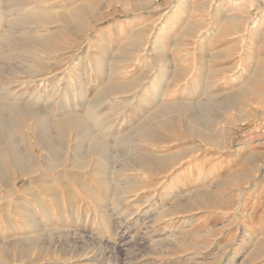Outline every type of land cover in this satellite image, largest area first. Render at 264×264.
<instances>
[{
    "label": "rangeland",
    "instance_id": "1",
    "mask_svg": "<svg viewBox=\"0 0 264 264\" xmlns=\"http://www.w3.org/2000/svg\"><path fill=\"white\" fill-rule=\"evenodd\" d=\"M40 15L24 30L47 42L29 46L44 63L35 66L39 76L16 69L31 62L20 48L0 47L7 59L0 61V115L13 113L23 125L16 135L45 118L54 130V121L84 114L100 98L99 127L138 141L151 161H139L143 173L123 171L106 184L98 170L107 165L40 167L21 179L16 194L25 204L7 211L1 203L0 249L8 256L0 264H264V0H0V40L22 37L12 19ZM64 83L85 94L74 109L64 107L73 100L61 96ZM163 83L170 93L159 101ZM111 84L120 90L102 97ZM183 98L206 104V120L215 112V148L189 138L182 123L140 139L137 128L161 102ZM20 102L28 109L13 106ZM27 184L34 194L23 196ZM31 200L47 205L46 219ZM40 220L33 232L30 221Z\"/></svg>",
    "mask_w": 264,
    "mask_h": 264
},
{
    "label": "bare ground",
    "instance_id": "2",
    "mask_svg": "<svg viewBox=\"0 0 264 264\" xmlns=\"http://www.w3.org/2000/svg\"><path fill=\"white\" fill-rule=\"evenodd\" d=\"M23 1H28L29 3V0H23ZM78 13L79 15L84 16L83 14L85 13V9L83 8L80 9ZM44 17L45 16L40 15V16H34V17L32 16L24 17V18H21V20L17 18L12 19L11 24L15 26L16 28L22 29L21 30L22 37H20L19 39L12 38L11 36L6 37L7 35L6 33V35L4 34L5 37L2 36L3 38L0 40V47L7 46L10 48H17V49L20 48V53H22L24 57L28 58L31 61L29 65H26V66L18 65L16 67V69L20 70L24 75H26V77H35V76L37 77L40 75L41 72L38 71V69L35 67L37 63L44 66V63L38 59L37 55L33 54L30 51L31 48L29 46L34 45V44L39 45V46H46L47 42L43 39H39L36 36L35 32L25 33L24 30L25 31L28 30L26 28H28V26L30 27V23L32 22L31 20H35V22H32V23H34V25H37L38 22H41L44 20ZM49 17L51 18L53 16L51 15ZM81 25L82 23L80 22V19H76L75 25L71 29L78 32ZM49 49L50 48H48V50ZM4 60H7V59H5V57L0 54V61H4ZM46 66L50 67V65H47V64ZM62 75H63V72H61V76ZM43 81H44L43 79H39L37 82L38 83L37 85L38 86L41 85ZM66 83H64L65 88L63 89V91L60 92V94L62 97L64 95H67V97H73L71 104L70 105L65 104L64 107L66 108V110L69 108L74 109L75 107L79 106L81 102L80 98L86 99V97H85V94L83 93V90L74 94L75 87L73 88L72 85L66 84ZM169 85L170 83L169 84L163 83L162 85L163 88L160 91V96L157 98V100L162 101V96L170 93V91L168 90L170 89ZM118 89L119 87L118 88L117 86L113 87V85L111 84L107 86L105 89H103L102 97H106L108 93H110L111 91L116 92ZM182 91L183 90H181V92ZM33 95L34 94H31L29 96V99ZM57 95H58V90L53 89L51 96L55 97ZM99 99H94L96 101H93V102L87 101L88 104L86 105L87 107L83 111L84 114L80 115V114H77L76 112H73V113L68 112L64 118L62 117L61 119L54 121L53 122L55 126V128L53 127L54 130H52L51 128L52 125L50 123V119L45 118L41 120L40 119L36 120L34 122L31 121L32 124H27L26 126H24L27 129L26 131L23 132L22 130H20V134L16 135L15 134L16 129L17 128L22 129L23 125L17 121L13 113L11 114L9 113L6 116L3 114L0 115V212H2L3 210L1 203L2 201H5V200H6L7 207H8L7 211L9 210V208L14 209V207L22 206V203L20 202H24L25 204L24 198L22 199L21 197H17V194H16V186H18L17 183L21 179L23 180L28 179L30 181V178L36 175L37 172L40 171V170L38 171L40 167L45 168L47 170L55 171L58 169H63L67 165H71L72 167H77L78 169L84 166L93 167V166L105 165L106 167L107 165L108 166L107 172L105 171L104 173H102L103 171L98 170V172H100L99 174L104 175V178L102 180L103 184L104 183L106 184L109 181V179L115 180L118 174L123 171H133V172L143 173L142 171L144 168L142 166L144 165L140 162L142 164L141 166V164H139V161L142 160L144 161V163L145 161L149 162L151 161V157L145 154L144 152L143 153L138 152L139 150L138 148L141 146L138 141L132 140V138H131V141H128L130 139L128 138L127 140L128 142H127L125 133L123 134L122 132V135L115 136L113 134H110L108 130L109 129L108 126L107 127L104 126L103 128L99 127L98 124L101 122V120L96 115V109H98L97 107L101 106V102L98 101ZM199 103L190 102L188 98H183L179 100L173 99L169 103L161 102L160 105L144 119L141 126L137 128V131H141L139 135V137H141L140 139H143V141H145L146 138L150 135V133H152L151 130L153 129L151 128L153 127H161V126L164 127L166 125H174L176 123H180V124L182 123L185 132L188 133L190 136L189 138L196 139L200 143L205 144L206 146H209V147L212 146L213 148H215L216 147V133L213 130V126L216 124V116L214 115L215 112L213 113L210 119H207L208 120L207 122V120L203 118L204 114L207 112L206 104L203 106L202 104H199ZM26 104H27L26 102H20L18 104H14L13 106L20 108V109H28V104L27 105ZM81 105H80V109H81ZM13 106H10L9 108L11 109ZM65 140L68 143L65 142ZM134 141H136V143ZM28 145H31L30 149L28 148ZM187 151L195 153L196 151H198V148H190ZM5 162L9 164L8 165L9 169L13 175V181L11 182L10 180L12 176L9 175L8 171L5 169L6 168L4 166ZM218 169H221V166L218 165L214 170H218ZM5 171L8 174H6ZM108 175H111L112 177L111 176L108 177ZM79 183L80 184L78 185V187L81 190L87 189L86 183L84 182H79ZM28 184L27 186L23 185L22 187L23 196L30 195L31 193L34 194L32 189L29 188L31 184L30 185ZM41 185L43 184L41 183ZM118 186L119 185H117V189L115 191L116 194H120L121 189L123 188V187H118ZM89 190L87 189L86 191L91 194ZM105 193L109 194L108 188H105ZM53 199H57V198L52 197L50 199V201L54 203L55 206H57L58 203L61 204V206H64L65 201H58V199L55 201H52ZM31 201H33V203L35 204L34 206L39 209L41 217L43 219H46L47 205H44L45 203L43 204L36 200H31ZM15 209H18V208H15ZM23 213L27 216L28 215L30 216V214H28L30 213V211L26 209H25V212ZM2 215H3V212H2ZM52 218L54 219V215L52 216ZM41 222H42L41 220L40 222H35V223L30 221L31 229L35 228L33 232H36V233L40 232L38 227H43L44 225V224L42 225ZM119 227L120 229L124 228V227H121V225ZM45 233L37 234V236H35L37 239V242H38V239H41L42 237H44ZM41 249L42 248H39V254L42 253ZM45 252H48V251L45 250ZM20 253L22 255L23 254L25 255L27 254V251L26 249L22 247L20 248ZM0 256L2 257L8 256V253L5 250V248L0 249Z\"/></svg>",
    "mask_w": 264,
    "mask_h": 264
}]
</instances>
